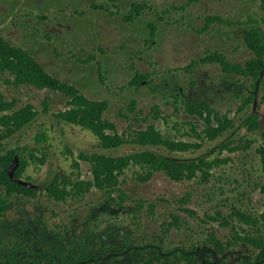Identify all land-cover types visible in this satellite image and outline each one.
<instances>
[{
    "label": "rangeland",
    "instance_id": "obj_1",
    "mask_svg": "<svg viewBox=\"0 0 264 264\" xmlns=\"http://www.w3.org/2000/svg\"><path fill=\"white\" fill-rule=\"evenodd\" d=\"M134 2H146L148 7L133 22H126ZM188 3L189 0H0V34L27 49L54 76L76 85L92 99L108 101L104 116L116 124L120 133L131 127L139 130L153 125L172 139L201 144L199 150L187 153L154 148L159 153L180 159L205 157L222 161L212 170L209 182L201 178L176 182L165 173H156L152 180L141 183L130 170L123 176L122 188L129 196L125 203L111 202L108 195L95 188L81 201L62 204L45 196L32 201L15 200L0 217V264H19L21 255L27 258L28 251L36 249L35 236L40 232L35 226L41 224L40 218L46 219L49 228L46 235H38L44 250L51 247L59 252L50 257L52 251L41 252L43 248H38L45 264L70 249L84 259L78 264H97L95 257H101L99 264H109L110 261L103 262L105 255L117 258L115 264H147L155 251L167 256L159 264H189L184 256L192 254V248H197L196 263L192 264L253 261L254 249L242 241L235 243V238L255 229L244 224L236 212L257 215L264 209V166L257 151L261 141L259 132L251 133L246 126L248 118L258 114L264 131L262 82L227 75L217 63L198 67L193 76L175 69L215 51L225 53L234 63L245 64L254 57L245 43L246 32L260 27L264 35V25L257 26L250 20L260 22L264 11L259 0ZM210 15L226 22H215L206 29ZM137 70L149 74L145 85H130ZM8 77H0V90L6 98L18 100L16 109L33 104L39 116L14 135L7 148H19L28 157L38 147L34 142L38 132L44 130L50 138L46 148L36 153H47L46 164L31 163L25 177L42 185L51 184L59 174L90 179L91 165L81 162L80 171L74 169L71 157L64 151L68 145L77 155L84 150L94 152L99 150V140L90 131L56 117L67 109L65 95L36 87L14 90L5 82ZM250 96L253 99L249 105L240 110L242 100ZM190 100H208L221 114H228L235 126L214 141L198 139L189 122H194L201 133L205 123L183 113L182 101ZM46 102L49 109L44 106ZM133 102L136 111H131ZM155 106L166 119L157 116ZM246 140L257 142L249 150H238L237 146H231L233 151L224 150L227 143L244 145ZM131 149L125 147L119 153ZM3 190L0 186V192ZM187 196L190 202L184 205L183 198ZM140 205L142 208H138ZM213 237L220 241L221 251ZM103 245L111 246L108 253L97 252Z\"/></svg>",
    "mask_w": 264,
    "mask_h": 264
},
{
    "label": "trees",
    "instance_id": "obj_2",
    "mask_svg": "<svg viewBox=\"0 0 264 264\" xmlns=\"http://www.w3.org/2000/svg\"><path fill=\"white\" fill-rule=\"evenodd\" d=\"M200 1L190 0V2ZM259 1L264 11V0ZM147 7L146 2H135L125 18L132 20L135 16L141 15ZM218 21L226 22L220 16H208L205 28H209ZM250 21L256 23L257 26L264 25V17L261 23L254 19ZM245 43L254 53V57L245 64L234 63L228 59L225 53L215 51L207 53L201 59H194L188 65L176 68L175 71L193 76L198 67L217 63L227 75L237 74L245 78H252L255 82L261 80V103L264 105V35L260 27H252L246 32ZM6 73L9 75L5 80L7 84L14 86L28 85L64 94L67 98V109L61 111L56 117L90 131L99 140V150L94 152L84 150L77 155L71 147L68 145L65 147L64 154L71 157V165L74 169L80 171L81 162L91 165V178L85 179L80 175L74 177L72 174H59L47 188L48 197L54 200L64 202L68 200L81 201L95 188L108 195L111 202L120 200V202L125 203L129 196L122 188L123 176H126L130 170L133 171L134 178L141 183L149 182L156 173H165L176 182L200 180V178L204 182H209L212 177V170L222 162L217 159L210 161L205 157L180 159L159 153L154 148H165L170 152L187 153L199 150L201 144L188 140L172 139L153 125L147 129L139 130L131 127L128 131L120 133L116 124L104 116L109 107L108 101L92 99L76 85L54 76L36 56L27 49L14 45L0 34V77ZM149 77V74L137 70L136 77L130 85H145ZM252 99L253 96L244 98L240 110L245 109ZM17 103L16 99L11 101L6 99L0 91V184L6 190L4 194H0V215L10 209V197L20 195L35 197L38 194V190L25 187L9 177L8 167L14 161L15 156L20 155V164L16 169V175L20 179L29 181H31L30 177H25V174L31 163L44 165L48 157L47 153H42L41 156L36 154L39 152L38 149H43L49 143V134L44 130L34 136L35 145L38 147L27 154L28 157L22 155L19 148L6 149L7 142L39 116V111L33 104H27L20 109H16ZM44 106L49 109V102H46ZM182 107H184L183 113L205 123V130L201 133L194 122H189L191 124L190 130L200 140L207 138L214 141L235 126L234 120L228 114H221L208 100L182 101ZM136 108V103L133 102L131 111H136ZM153 111L157 113L159 118L166 119L165 116H160L158 113V106H155ZM259 119L258 114L250 116L246 126L251 133L259 132L261 146L257 151L261 155L264 166V131L261 130ZM203 133L205 136L202 135ZM256 142L257 140H246L244 145H234V142H230L224 145V150L233 151L231 146H237L238 150H249ZM125 147H132V149L122 154L119 153ZM3 151L6 152L2 153ZM261 189L264 194V183ZM189 202L190 197L183 198L184 205ZM138 208H142V206L140 205ZM184 211L190 212L186 208ZM236 213L244 224L254 228L255 231L246 236H238V238H235V243L243 241L255 250L251 264H264V209L257 215L243 212ZM214 239L216 240L214 242L215 246L218 251H221L220 241ZM100 249L105 254L110 251L111 246L103 245ZM194 249L196 248H192V250ZM137 251L142 252L141 249H137ZM185 254L184 258L188 260L189 264L194 263L195 256L193 253L190 255ZM114 255L117 256L118 254ZM165 259H167L165 253L159 254L155 251L146 260V263L159 264ZM116 260L117 258H110L105 255L103 262L110 261L109 264H115ZM96 261L99 264L100 260L97 259ZM38 262L44 264L41 260ZM50 264H57V262H51Z\"/></svg>",
    "mask_w": 264,
    "mask_h": 264
},
{
    "label": "flooded vegetation",
    "instance_id": "obj_3",
    "mask_svg": "<svg viewBox=\"0 0 264 264\" xmlns=\"http://www.w3.org/2000/svg\"><path fill=\"white\" fill-rule=\"evenodd\" d=\"M202 1V0H201ZM200 1V2H201ZM135 3V2H134ZM133 3V4H134ZM195 3H199V2H190V0H189V3H188V5L189 6H191L192 4H195ZM132 4V5H133ZM131 8H132V6H131ZM262 8V7H261ZM131 11V10H130ZM143 13V12H142ZM142 15V14H141ZM141 15H139V16H141ZM136 17V16H135ZM134 17V18H135ZM50 18V17H49ZM62 18V17H61ZM56 19H58L57 17H56ZM263 19V18H262ZM125 20H126V22H133L134 21V19H132V20H130V19H127V18H125ZM207 22V21H206ZM262 22V20L260 21V23ZM155 36H154V34H153V32L151 33V39H153ZM7 74V73H6ZM5 74V75H6ZM4 76V75H3ZM8 86H11L14 90H18V89H21V88H23V87H32V86H28V85H20V86H14V85H10V84H7ZM3 94H4V92L2 91V90H0ZM5 95V94H4ZM6 97V96H5ZM7 99V98H6ZM14 99H16V98H13L12 100H14ZM17 100V99H16ZM11 101V100H10ZM17 102H18V100H17ZM193 118V117H192ZM198 127V126H197ZM6 146H7V144H6ZM6 149H8L7 147H6ZM19 155V154H18ZM20 156V155H19ZM23 180H26V179H23ZM152 180V179H151ZM26 181H28V182H31L33 185H34V187H28V188H33V189H35V190H38V194L35 196V197H30V196H23V195H20V196H13V197H10V205H11V207H12V204H13V202H15V200H20V201H23V200H26V201H32V200H34V199H40V197H42V196H45V197H47L48 199H50L51 201H53V202H56V203H59V204H62V203H66V202H68V201H57V200H54V199H52V198H50V197H48V195H47V188L52 184H45V185H42V184H40V183H36V182H34L33 180H31V181H29V180H26ZM184 182V181H183ZM0 186H2L1 184H0ZM3 187V186H2ZM4 188V187H3ZM5 188H4V190L2 191V192H0V194H4L5 193ZM129 199V198H128ZM119 200H117V202H118ZM128 201V200H127ZM10 207V208H11ZM8 212V210L4 213V214H2V215H0V217H3L6 213ZM53 214V213H52ZM57 214H55V216H56ZM39 221L41 222V224L40 225H37V226H35V230L36 231H39L42 235L44 234V235H46L44 232L46 231V229H49V228H46L47 226H48V222L46 221V219L45 218H40L39 219ZM58 225H56V227H57ZM40 233H37V235L35 236V240H36V244H35V250H29L28 251V257L27 258H24V255H21L20 257L19 256H17L16 257V259L19 257L20 258V262H19V264H30V263H32V264H39V260H41L43 263H44V261L42 260V257H41V252H44V251H52L51 253H49L50 255V257L52 256V255H54V254H56V253H59V252H57V251H55V250H52V248L51 247H48V249L47 250H44V244L42 243V242H40L39 241V237H38V235L40 234ZM54 233H51V235H53ZM33 237V236H32ZM243 242V241H242ZM41 243V244H40ZM65 243V240L63 241V244ZM22 245L23 246H25L26 248H27V245H26V243H22ZM25 248V249H26ZM38 248H43V250H41V252H40V250L38 251ZM191 251V253H193L194 254V256H195V259H196V252H197V248L196 249H194V250H190ZM255 251V250H254ZM34 252V253H33ZM97 252H99V253H102L101 252V250L100 251H98L97 250ZM59 255L57 254V257H53V258H51V261H50V263L51 262H57V264L59 263V262H62V263H64L65 261H69V262H72L73 264H78V263H81V262H83V258H82V256H80V255H77V254H72V252H71V249H70V251H68V252H65L64 251V256H59ZM77 257H79V258H77ZM7 258H11V256H7ZM66 259V260H65ZM95 261L98 259V260H100L101 259V257H98V258H93ZM195 259H194V262L196 263V261H195ZM165 261V260H164ZM97 262V261H96ZM100 262H101V260H100ZM99 262V263H100ZM253 262V261H252ZM252 262H246V263H244V264H251ZM98 263V262H97ZM45 264V263H44Z\"/></svg>",
    "mask_w": 264,
    "mask_h": 264
},
{
    "label": "water",
    "instance_id": "obj_4",
    "mask_svg": "<svg viewBox=\"0 0 264 264\" xmlns=\"http://www.w3.org/2000/svg\"><path fill=\"white\" fill-rule=\"evenodd\" d=\"M19 164H20V156H19V155H16L15 158H14V161H13L12 164L8 167V174H9V177H10L13 181H15V182H17V183H19V184H21V185H23V186H25V187H34V185H33L31 182H28V181H26V180L20 179V178L16 175V169L18 168Z\"/></svg>",
    "mask_w": 264,
    "mask_h": 264
}]
</instances>
